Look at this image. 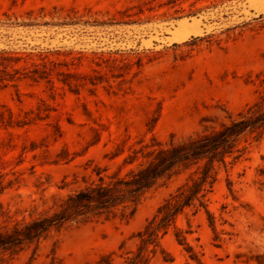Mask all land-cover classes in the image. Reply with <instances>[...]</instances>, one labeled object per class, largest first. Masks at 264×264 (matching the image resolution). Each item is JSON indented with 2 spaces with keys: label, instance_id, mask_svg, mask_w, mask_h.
Returning <instances> with one entry per match:
<instances>
[{
  "label": "rangeland",
  "instance_id": "rangeland-1",
  "mask_svg": "<svg viewBox=\"0 0 264 264\" xmlns=\"http://www.w3.org/2000/svg\"><path fill=\"white\" fill-rule=\"evenodd\" d=\"M144 1L0 0V50L23 54L27 61L20 65L41 62L45 54L64 58L70 50L90 56L118 51L130 63L122 69L124 83L109 76L78 92L56 79L53 89L46 81L29 79L0 85V111H10L15 118L28 111L34 116L43 100L54 109L50 118L23 126L0 123V171L6 178L20 176V184L0 194V201L10 205L16 218L35 216L53 204L54 196H65L97 178L94 164L117 170L140 140L149 142L153 135L163 141L171 135L185 138L236 116L264 90L258 79L260 74L264 78V0H218L214 7L181 18L176 17L187 10L175 13L159 8L165 0H155L158 9L147 11L142 22H92ZM71 18L79 21L45 23ZM140 58L142 65H137ZM91 67H97L95 62L85 61L80 68ZM157 110L160 116L150 130L148 122ZM208 117L214 121H204ZM56 123L63 131L60 138L54 136ZM65 148L76 154L74 159L53 162ZM263 157L264 138L250 140L238 159L219 170L208 205L215 230L203 209L179 217L183 229L192 223L188 238L204 264H241L239 252L264 253ZM185 177L182 173L159 183L128 221L73 223L11 264H104L101 260L113 252L112 264H124L122 254L136 243L133 234ZM3 220L0 217V223ZM163 243L174 260L167 263L158 257L153 264H197L172 234Z\"/></svg>",
  "mask_w": 264,
  "mask_h": 264
},
{
  "label": "trees",
  "instance_id": "trees-1",
  "mask_svg": "<svg viewBox=\"0 0 264 264\" xmlns=\"http://www.w3.org/2000/svg\"><path fill=\"white\" fill-rule=\"evenodd\" d=\"M153 1L155 0H145L140 4L128 5L117 12L118 16L116 14L107 19H94L92 22L98 24L142 22L145 20L142 16L147 11L152 12L158 9ZM202 1L210 2L204 6H198ZM216 1L218 0H165L159 4V8H173L175 13H184L187 10L186 13L176 17L181 18L184 15L193 16L214 7L217 4ZM185 3H189L188 9L184 7ZM78 21L71 18L45 23L67 25ZM202 39V37H194L195 41ZM29 56L30 53L27 54V57ZM41 59V62L34 61L30 66L20 65L21 61H27L23 54L0 50V85L7 86L10 83L16 84L23 79H29L46 81L53 89L56 79L71 91L78 92L87 85H97L108 81L109 76L115 79L121 78V83H124L126 71L122 69L130 65L126 62L124 53L118 51L95 52L93 56H90L85 51L70 50L64 58H51L49 54H45ZM85 61L95 62L97 67L83 70L80 67ZM141 61L140 58L137 65H142ZM258 77L261 85L264 84V78H260L261 74ZM53 110L52 106L44 100L34 116H31L33 111H28L23 117L15 118L12 112L1 110L0 123L4 126H23L37 118H50ZM159 116L160 110H157L155 116L148 122L150 130ZM210 120L214 121L209 117L204 119V121ZM53 127L55 138L62 137L61 126L56 123ZM263 138L264 90L259 91L258 98L236 116L230 115L229 120L209 125L202 131L185 138L171 135L168 141H163L153 135L149 142L140 140L139 146L129 152L115 171H109V168L105 166L94 164L92 173L97 178L86 181L84 186L65 196H54L53 204L35 216L16 218L10 205L0 201V217L4 219L0 223V264H11L30 247L36 250L44 239L60 233L73 223L99 218H121L128 221L133 218L154 187L182 173L186 174L184 182L163 200L144 226L133 234L136 239L135 246L122 256L124 264H153L158 257L170 263L174 257L163 242L167 235L172 234L192 260L197 264H204L188 238L193 232L192 223L188 221L187 228L183 229L178 226V219L181 215L187 214L190 209L193 210V214L203 209L215 230V219L208 205L219 170L238 159L245 152L250 140ZM98 140L99 136L93 143ZM121 151L123 150H119L112 157ZM75 156V153L65 148L57 154L53 162H69ZM129 165L131 167L123 171L124 167ZM13 174L16 172L14 171ZM6 176L7 173L0 171V194L17 183L20 184V176L16 175L14 178H6ZM124 245L125 242L120 248L122 249ZM113 254L114 252L105 257L104 261L101 260L102 263L112 264ZM237 258L241 259V264H264V253L239 252Z\"/></svg>",
  "mask_w": 264,
  "mask_h": 264
},
{
  "label": "bare ground",
  "instance_id": "bare-ground-1",
  "mask_svg": "<svg viewBox=\"0 0 264 264\" xmlns=\"http://www.w3.org/2000/svg\"><path fill=\"white\" fill-rule=\"evenodd\" d=\"M184 39V38H183Z\"/></svg>",
  "mask_w": 264,
  "mask_h": 264
}]
</instances>
